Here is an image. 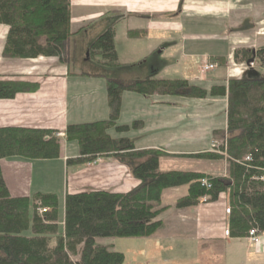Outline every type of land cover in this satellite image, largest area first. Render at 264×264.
<instances>
[{
    "label": "trees",
    "instance_id": "16d2710c",
    "mask_svg": "<svg viewBox=\"0 0 264 264\" xmlns=\"http://www.w3.org/2000/svg\"><path fill=\"white\" fill-rule=\"evenodd\" d=\"M158 1V0H147ZM165 1V0H164ZM181 12L185 1L175 0ZM0 26L7 28L2 59L32 60L54 58L80 77L102 79L106 86L109 118L104 121L68 125L67 144L77 147V157L66 167L112 158L127 168L138 185L127 193L88 190L63 196L60 224L57 195L35 193L11 197L0 169V264H124V254L99 239H142L153 236L162 226L159 216L164 190L186 186L187 194L174 208L188 209L216 202L227 193L229 237L246 238L249 231L264 234V46L232 52L238 65L252 60L256 69H247L240 78L228 79L206 89L186 80H158L154 73L143 75L137 66L117 64L114 30L109 27L85 50L70 32V0H0ZM135 36V33H129ZM218 67L223 58L212 59ZM36 85L0 77V100L33 92ZM160 96L192 100L226 99V131L213 132L212 153L191 156L198 160H225V177L180 171H159L162 153L137 150L126 138L130 127L117 125L122 94ZM135 129V124L132 126ZM61 156L56 131L20 127L0 128V161L19 159L53 161ZM201 180L207 187L201 186ZM45 214V215H44Z\"/></svg>",
    "mask_w": 264,
    "mask_h": 264
},
{
    "label": "crops",
    "instance_id": "0c3cea01",
    "mask_svg": "<svg viewBox=\"0 0 264 264\" xmlns=\"http://www.w3.org/2000/svg\"><path fill=\"white\" fill-rule=\"evenodd\" d=\"M193 2L201 1H185L180 16H184L185 8L189 7L187 3ZM177 7L178 1L175 0H70V32L75 34L74 39L78 40L79 46L86 50L100 34L112 27L117 64L145 65L154 57L148 69L141 73H154L158 80H172L164 76L172 73L178 75L173 80H186L208 89L232 77L240 78L244 72L239 73L236 68L238 64L232 63L234 50L227 45V40L213 41L212 34L183 27L174 20ZM130 32L135 36H129ZM0 33V77L36 85L33 92L19 93L11 100H0V128L44 129L60 135L68 125L109 118L104 80L72 75L54 58L2 59L7 28L0 26ZM208 43L220 47L224 45L223 52L212 55V47L206 48ZM241 44L242 48H250V44ZM118 47L124 50L122 54ZM216 57L223 58L234 74L228 75L227 68H219V73H209L203 83L198 82L200 63ZM133 124L135 129L132 128ZM117 125L130 129L122 135L110 131L111 136L130 140L137 150L162 153L160 172L226 176L227 162L224 159L208 161L191 158L197 154L212 153L214 145L218 146L221 142V139H214L212 134L214 131H226L225 98L192 100L142 97L125 92L121 97ZM60 143L64 145L63 148L61 145L58 160L0 161L2 177L11 197L42 193L41 190L31 189V181L35 171L45 172L48 166L51 171L56 167V175L62 182L64 172V195L88 190L122 194L138 185L127 168L112 158L102 157L93 163L66 167L67 159L77 157V147L66 144L62 139ZM55 172H52L53 176ZM47 191L52 193L51 189ZM186 194V186L162 192L160 207L167 208L159 216L162 226L149 238L130 241L132 243L127 252L130 256L125 257L127 264L140 261L146 264H264V234L259 235L258 244H253L247 237L233 239L224 235L228 229V215L225 214V209L229 208L227 193L221 194L214 203L175 209V203ZM58 214L61 224L62 204ZM96 242L103 245L104 241L99 239Z\"/></svg>",
    "mask_w": 264,
    "mask_h": 264
},
{
    "label": "rangeland",
    "instance_id": "374dc122",
    "mask_svg": "<svg viewBox=\"0 0 264 264\" xmlns=\"http://www.w3.org/2000/svg\"><path fill=\"white\" fill-rule=\"evenodd\" d=\"M187 8H185L184 16H180L177 14L174 20L180 22V24L185 27L189 26L195 29L198 33H206L212 34L213 41H218L221 39L227 40V45L230 46V49L237 50L242 48V42L247 43L246 45L250 44V48L252 50H256L260 47L264 46V0H243V1H201V2H193L187 3ZM190 9L192 11H190ZM185 17V18H184ZM1 39V33H0ZM212 47V55H220V52H223V46L213 44H207L206 48ZM245 47V46H244ZM120 48L121 51H124ZM122 54V53H121ZM126 58V57H125ZM154 57L150 59L145 65L141 63L139 69L140 72L145 71L148 69V66L152 63ZM203 62V61H202ZM202 62L200 64H202ZM229 63V62H228ZM232 63H235L232 59ZM230 64V63H229ZM201 66V65H200ZM227 65H223L219 68H227ZM216 69V70H217ZM73 68L70 69V72H75ZM200 67L198 68V82L203 83L204 79L210 73L217 74L220 71H212L209 73H205L203 75L199 72ZM69 71V70H68ZM78 71V70H77ZM76 71V72H77ZM227 68L228 75L234 74ZM75 72V73H76ZM149 74V73H148ZM172 73L164 74L165 78L168 79H176L177 76L171 75ZM230 79H233L230 78ZM60 139L64 140V135L60 134ZM65 142V140H64ZM67 144V143H66ZM62 145V144H61ZM64 145V144H63ZM62 145V148H63ZM72 145V143H71ZM54 166H57L56 164ZM43 167V166H42ZM45 172L42 170L35 171L33 179L31 181V189L41 190L42 193H48L47 190H50L53 194L57 195L58 199L60 200V205L63 202V196L65 191V174L63 172L64 180L62 182L59 175H56V167L53 168V171L47 167L44 169ZM43 172V173H40ZM54 173V176L52 174ZM49 182H48V181ZM60 182V183H59ZM63 183V185H62ZM45 190V191H42ZM62 201V202H61ZM228 208V207H227ZM132 239H100V241H104L103 245L107 246H114V251L120 252L124 254L126 258L130 255L127 254L128 248L132 242ZM128 261H124V264H127ZM147 262L141 263L134 262V264H146ZM149 264H164L162 262H151Z\"/></svg>",
    "mask_w": 264,
    "mask_h": 264
},
{
    "label": "built area",
    "instance_id": "2783aa9c",
    "mask_svg": "<svg viewBox=\"0 0 264 264\" xmlns=\"http://www.w3.org/2000/svg\"><path fill=\"white\" fill-rule=\"evenodd\" d=\"M217 68H218V64H217L216 62L211 61V60H206V59H205V60H203L201 66H200V70H199V72H200L201 75H203V74H205V73L212 72V71L216 70ZM236 68H237V71H239V73H243V72L246 71L247 69H256V64H255V62L252 61V62H250V63L237 65ZM262 69L264 70V65H263V68H262ZM59 136H60V135H59ZM201 186H203V187H207V188H208V186H207V182H206L205 180H201ZM205 202H206V199H203V200H202V204H206ZM229 211H230L229 208H226V209H225V214H226V215H229V213H230ZM224 235H225L226 237L229 236V231H228V229H226V230L224 231ZM247 238H248V240H249L250 242H252L253 244H258V243H259V236H258L257 233H256L255 231H253V230L249 231Z\"/></svg>",
    "mask_w": 264,
    "mask_h": 264
},
{
    "label": "water",
    "instance_id": "95a60500",
    "mask_svg": "<svg viewBox=\"0 0 264 264\" xmlns=\"http://www.w3.org/2000/svg\"><path fill=\"white\" fill-rule=\"evenodd\" d=\"M250 62H252V60H249L247 63H250Z\"/></svg>",
    "mask_w": 264,
    "mask_h": 264
},
{
    "label": "bare ground",
    "instance_id": "6f19581e",
    "mask_svg": "<svg viewBox=\"0 0 264 264\" xmlns=\"http://www.w3.org/2000/svg\"><path fill=\"white\" fill-rule=\"evenodd\" d=\"M45 215V214H44Z\"/></svg>",
    "mask_w": 264,
    "mask_h": 264
}]
</instances>
